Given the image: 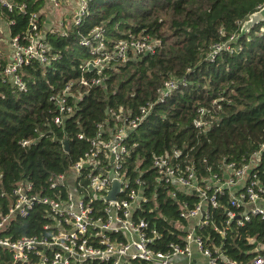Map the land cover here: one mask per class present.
I'll return each mask as SVG.
<instances>
[{
	"label": "trees",
	"instance_id": "obj_1",
	"mask_svg": "<svg viewBox=\"0 0 264 264\" xmlns=\"http://www.w3.org/2000/svg\"><path fill=\"white\" fill-rule=\"evenodd\" d=\"M12 1L25 6V15L15 10L1 14L6 23L12 22L8 35L26 31L28 13L37 14L41 30L45 1ZM262 6L264 0H91L80 26L64 19L69 23L64 33H44L49 62L42 66L31 61L19 69L23 91L3 76L7 60L0 57V215L18 183L29 182L35 192L50 195L47 178L67 171L88 149L100 125L112 127L109 110L121 109L124 116L134 117L140 107L150 105L125 139L128 156L123 168L130 178L140 173L146 183V203L136 214L161 237L152 248L164 251L169 243H181L194 220L180 218L179 209L183 203L191 207L198 198L179 184L174 190L154 182L151 161L176 149L180 156L174 162L181 171L190 168L196 185L203 187L211 176H225V165H238L264 142V22L233 43L241 23ZM96 27L101 28L107 50L118 40L136 37L159 40L160 48L125 64L109 60L99 74L87 72L82 69L94 57L78 40ZM217 45L224 49L213 53ZM80 78L101 81L82 86ZM171 79L180 82L158 102V90ZM66 84H71L66 98L71 110L57 126L52 121L59 115L49 99ZM200 107L208 113L202 117L204 125L196 127ZM226 200L225 192L217 198L218 208L207 206L210 222L193 233L206 247L219 245L227 258L246 263L264 253V222L253 217L241 228L226 229L220 238L211 223L223 227ZM42 210L34 205L25 218L11 223L5 235L11 239L38 235L45 223ZM0 264H9L1 249Z\"/></svg>",
	"mask_w": 264,
	"mask_h": 264
},
{
	"label": "built area",
	"instance_id": "obj_2",
	"mask_svg": "<svg viewBox=\"0 0 264 264\" xmlns=\"http://www.w3.org/2000/svg\"><path fill=\"white\" fill-rule=\"evenodd\" d=\"M50 12L65 11L64 19L72 26H80L91 0H44ZM262 7H257V10ZM25 15V6L12 0H0V24L6 26L1 14L13 11ZM24 33L8 35L7 65L2 74L12 87L23 91L24 85L18 74L22 66L31 61L47 65L49 47L44 41V33L38 28L37 14L28 13ZM63 17V15H62ZM159 40L136 37L118 40L106 49L100 27L93 28L80 36L78 45L86 48L93 60L85 64L106 66L109 60L125 64L132 57L152 55L160 48ZM224 49L217 45L213 53ZM229 51V50H228ZM212 57V56H211ZM100 72L96 71V74ZM99 78L89 81L80 78L82 86L98 85ZM180 80L164 82L158 90V102L172 92ZM71 84H66L59 95L49 101L56 108L58 117L52 123L59 125L61 117L70 112L66 102ZM215 101H213V104ZM150 105L140 107L134 117L124 116L121 109L108 111L112 127L100 125L95 136L89 141L88 149L67 171L47 178L46 188L50 195L34 191L29 182L16 184L11 190V200L4 214L0 215V249L9 256V264H264V253L246 263H238L227 258L222 247L204 245L193 231L210 222L211 209L218 208L217 198L226 192L228 200L223 210V227L211 220L212 231L220 238L226 236V229L232 226L241 228L253 217L264 222V167L260 170L261 153L264 142L241 163L225 165L223 177L211 176L203 187L196 185L190 168L181 171L176 162L180 152L173 149L170 154L153 158L152 177L154 182L172 186L177 184L191 189L198 201L189 207L181 204L179 217L194 220L191 229L184 235L181 243H169L164 251L154 250L152 246L160 243V235L153 226L137 216L140 204L146 203L145 182L139 179L140 173L130 178L123 168L128 150L124 144L128 133L146 116ZM208 113L206 108L196 110L194 125H204L202 117ZM81 136L78 135V139ZM27 142H21V146ZM109 174L119 183L118 193L113 200H106L111 188ZM173 196V193H171ZM34 205L42 207L45 223L36 236L11 239L5 235L11 223L25 218ZM177 229V225H171ZM258 248V247H257Z\"/></svg>",
	"mask_w": 264,
	"mask_h": 264
},
{
	"label": "rangeland",
	"instance_id": "obj_3",
	"mask_svg": "<svg viewBox=\"0 0 264 264\" xmlns=\"http://www.w3.org/2000/svg\"><path fill=\"white\" fill-rule=\"evenodd\" d=\"M46 9V8H45ZM65 11H58V12H53L51 13L49 8L44 10L43 13V23L41 27V32L46 33V32H58V33H64V30L66 27L69 25V23L65 24L64 16ZM8 31L6 26H3L0 24V57L3 59H7L8 54H9V49H8ZM257 249H261V247H258Z\"/></svg>",
	"mask_w": 264,
	"mask_h": 264
},
{
	"label": "water",
	"instance_id": "obj_4",
	"mask_svg": "<svg viewBox=\"0 0 264 264\" xmlns=\"http://www.w3.org/2000/svg\"><path fill=\"white\" fill-rule=\"evenodd\" d=\"M263 22H264V6L260 10H258L257 12L249 15L246 18V20L241 23L239 33L235 37L233 43H235L239 38H241L242 36L247 34L252 27H254L255 25H258L260 23H263ZM86 71L87 72H93V71L100 72V71H102V67L98 66V65L93 66L92 64H87ZM62 146H63V151L66 152L67 151L66 140H64L62 142ZM109 178L111 180V188L107 192L105 199L106 200H113L115 198L116 194L118 193L119 183L116 181L115 177L112 174H109ZM191 264H193V261H191Z\"/></svg>",
	"mask_w": 264,
	"mask_h": 264
},
{
	"label": "crops",
	"instance_id": "obj_5",
	"mask_svg": "<svg viewBox=\"0 0 264 264\" xmlns=\"http://www.w3.org/2000/svg\"><path fill=\"white\" fill-rule=\"evenodd\" d=\"M254 245H256V244H254ZM261 249H262V247H261ZM263 249H264V247H263ZM196 263H197V264H203V261L200 260V259H198V260L196 261Z\"/></svg>",
	"mask_w": 264,
	"mask_h": 264
},
{
	"label": "bare ground",
	"instance_id": "obj_6",
	"mask_svg": "<svg viewBox=\"0 0 264 264\" xmlns=\"http://www.w3.org/2000/svg\"><path fill=\"white\" fill-rule=\"evenodd\" d=\"M260 10V9H259ZM257 12V11H256Z\"/></svg>",
	"mask_w": 264,
	"mask_h": 264
},
{
	"label": "clouds",
	"instance_id": "obj_7",
	"mask_svg": "<svg viewBox=\"0 0 264 264\" xmlns=\"http://www.w3.org/2000/svg\"><path fill=\"white\" fill-rule=\"evenodd\" d=\"M263 7V6H262ZM258 11V10H257Z\"/></svg>",
	"mask_w": 264,
	"mask_h": 264
}]
</instances>
